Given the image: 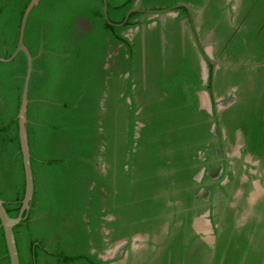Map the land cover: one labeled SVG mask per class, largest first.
<instances>
[{
	"label": "trees",
	"instance_id": "1",
	"mask_svg": "<svg viewBox=\"0 0 264 264\" xmlns=\"http://www.w3.org/2000/svg\"><path fill=\"white\" fill-rule=\"evenodd\" d=\"M30 2L0 0V57L15 52ZM106 2L113 24L139 11L113 26L103 0H40L27 21L24 43L34 57L27 109L34 197L14 228L20 264H106L104 227L119 240L155 234L165 224L170 238L163 254L142 264H264V209L260 223L253 217L244 227L235 226L231 212L213 216L214 248L191 227L204 212L193 209L202 203L195 165L204 164L200 152L214 159L216 147L212 116L200 109L197 93L207 90L214 100L238 87L239 101L213 113L230 135L241 131L246 150L264 167V66H221L204 87L189 33L183 48L181 23L189 10L177 7L171 12L178 15L164 22L161 16L179 4L205 5L200 39L214 29L223 61L264 63V0H238L237 11L234 0ZM27 67L24 53L0 62V199L12 218L26 185L18 114ZM138 122L144 124L139 130ZM136 262L131 257L126 264ZM0 264H10L1 219Z\"/></svg>",
	"mask_w": 264,
	"mask_h": 264
},
{
	"label": "flooded vegetation",
	"instance_id": "2",
	"mask_svg": "<svg viewBox=\"0 0 264 264\" xmlns=\"http://www.w3.org/2000/svg\"><path fill=\"white\" fill-rule=\"evenodd\" d=\"M233 1V0H229ZM234 4L231 8L234 11L238 10V0H234ZM187 5V4H185ZM189 10V17L184 19L181 23L183 48L185 46V40L187 33H189V40L194 46L198 47V58L200 65V74L202 85L207 86L211 79V72L214 75L218 73L221 65H217L218 62H228L222 60V55L225 48L219 51V42L212 41L214 35V29H210L204 39H200L199 32L202 29V18L205 11V5L202 7H193L189 5L186 7ZM174 13V12H172ZM174 16L166 15L163 18V22L166 17H176L178 14L174 13ZM236 18L233 19V21ZM191 28L188 29V25ZM78 24L87 28L88 24L84 21H78ZM154 26L156 23L153 24ZM145 33L143 31V40ZM163 36V41L164 40ZM186 48V47H185ZM112 55L109 56V59ZM210 66H213L211 69ZM225 75V73H223ZM147 74L142 76L143 86ZM200 93L207 95L206 108H202V101L199 97ZM123 96V95H121ZM200 109L207 111L212 118L208 119V123L211 124L210 131L213 135V139L210 140L212 144H215L213 155L215 158H207L205 153L200 152L199 159L202 166L198 163V173L195 176L198 193L196 196L202 203L194 206L193 209H204L201 215L195 216L192 219L191 227L194 233L200 237L202 241L207 243L211 248H214L216 236L215 227L213 225L212 217L223 219L226 214L230 212L234 214V224L237 227H244L253 217L256 218V224L262 221V211L264 209V167L260 160H257L253 155L248 152L245 137L241 131H236L232 135L229 134V126L223 123V119H218L214 116V110L217 113H223L225 109L239 101L240 95L238 94V87H233L224 95L215 94L214 100L210 96L207 90L197 93ZM128 102L130 100L128 99ZM141 111V109L139 110ZM231 120V119H230ZM232 121V120H231ZM144 126L143 123L138 122L137 129L139 130ZM231 136V138H230ZM136 137H139L137 133ZM217 165L213 171L209 170L210 165ZM98 168L102 173H106V163L102 157H99ZM208 177V179H207ZM260 208L261 212L256 211V207ZM229 212V213H228ZM174 213H169V217L173 218ZM205 216L209 221L212 229V233L198 232L195 230L193 223L196 218ZM113 217L108 218V220ZM179 225H183L184 221H178ZM168 224L163 225L160 231L155 234L144 235L142 233H135L130 238L113 240L111 235L112 230L103 228V241L105 242L107 249L103 252L102 259L107 262L106 264H126L131 257L135 258V264L144 263L148 258H160L164 252L162 246L165 238L168 237ZM219 227V224L216 225ZM140 235L141 237H138ZM215 237L214 243L210 237ZM170 238V237H168ZM117 241H124L118 250H115V244ZM212 242V243H211ZM157 253L158 255H156ZM153 255H155L153 257Z\"/></svg>",
	"mask_w": 264,
	"mask_h": 264
},
{
	"label": "water",
	"instance_id": "3",
	"mask_svg": "<svg viewBox=\"0 0 264 264\" xmlns=\"http://www.w3.org/2000/svg\"><path fill=\"white\" fill-rule=\"evenodd\" d=\"M104 2V15L108 21L109 24L113 26H121L125 23V21L128 19V17L136 11H139L137 9H133L130 12H128L125 21L118 25V24H113L108 20V5L106 0H103ZM40 3V0H31L29 3L28 7L26 8L22 21H21V26H20V33H19V39H18V45L13 53V55L9 58H2L0 57V62L3 63H9L13 61L19 53H24L26 58H27V73L25 77V83H24V88H23V93H22V99H21V106L18 114V121H19V140H20V147H21V152L23 156V164H24V171H25V195L22 200V205L19 211V214L17 217L12 218L9 216L5 206H4V201L0 199V219L2 223V227L4 229V234H5V239H6V244L10 256V264H20V258H19V253H18V248L16 244V239L14 235V228L19 225L24 219H26V212H28L31 208L30 203L33 200L34 197V178H33V172H32V166H31V153H30V147H29V139H28V129H27V109H28V92H29V85H30V80L33 72V62H34V57L31 55L29 49L26 47L24 43V35H25V30H26V25L28 18L32 12V10L38 6ZM184 6L187 7L185 4H179L177 6H174L168 10H164L161 12L162 19L166 16H174L175 14L171 12V10ZM217 65L221 66H241V65H246V66H264V63H247V62H218ZM199 97L202 101V108H206V97L207 95L205 93H200ZM193 226L196 231L198 232H203V227L208 228V234L212 233L211 225L209 221L206 219L205 216L196 218L194 220ZM205 232V231H204ZM138 237H141L138 235ZM211 241L214 243L215 237L211 236L210 237ZM211 242V243H212ZM124 243V241H117L116 246H120Z\"/></svg>",
	"mask_w": 264,
	"mask_h": 264
},
{
	"label": "rangeland",
	"instance_id": "4",
	"mask_svg": "<svg viewBox=\"0 0 264 264\" xmlns=\"http://www.w3.org/2000/svg\"><path fill=\"white\" fill-rule=\"evenodd\" d=\"M206 101H207V97H206ZM203 230H204L205 232H208V228H207V227H203ZM119 247H121V246H116V245H115V250H118Z\"/></svg>",
	"mask_w": 264,
	"mask_h": 264
}]
</instances>
